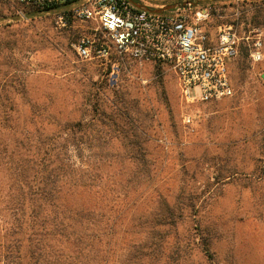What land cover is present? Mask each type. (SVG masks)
<instances>
[{
  "label": "rangeland",
  "instance_id": "1",
  "mask_svg": "<svg viewBox=\"0 0 264 264\" xmlns=\"http://www.w3.org/2000/svg\"><path fill=\"white\" fill-rule=\"evenodd\" d=\"M134 1L161 9L183 0ZM203 1L200 6L208 4L221 15L239 9L245 24L254 25L256 19L264 52V0ZM8 6L18 7V20ZM19 7L16 0H0V83L10 85L7 98L14 105L15 125L22 129L29 122L30 131L47 132L55 129V120L85 118L100 134L91 147H123L121 141L109 140V124L96 122L100 116L91 104L97 89L107 102L126 100L130 110L121 121L123 131L129 139L132 132L141 135L152 177L128 220L149 213L159 198L172 203L181 190L182 196L191 192L199 197L197 213L216 235L212 264H264V61L253 64L239 55L230 64L232 96L187 104L170 72L81 61L70 49L81 31L78 24L61 25L60 10L26 16ZM22 85L25 94L16 90ZM108 107L106 103L107 112ZM5 169L6 164L0 166V195L7 196ZM1 219L4 228L7 219ZM190 227L186 221L180 233ZM117 241L119 255L125 243L122 237Z\"/></svg>",
  "mask_w": 264,
  "mask_h": 264
},
{
  "label": "trees",
  "instance_id": "2",
  "mask_svg": "<svg viewBox=\"0 0 264 264\" xmlns=\"http://www.w3.org/2000/svg\"><path fill=\"white\" fill-rule=\"evenodd\" d=\"M21 6L26 16L59 10ZM7 10L18 20V7ZM240 57L247 58L245 48ZM9 86L0 83V166L10 178V192L0 195V264H212L216 235L197 213V195L181 190L174 202L159 198L149 213L128 220L152 177L141 135L129 139L123 131L126 100L107 102L97 89L96 122L109 124V140L123 147H91L100 134L85 118L55 120L47 132L15 125ZM16 90L26 93L24 85ZM186 221L191 227L180 233ZM119 237L125 244L118 255Z\"/></svg>",
  "mask_w": 264,
  "mask_h": 264
},
{
  "label": "built area",
  "instance_id": "3",
  "mask_svg": "<svg viewBox=\"0 0 264 264\" xmlns=\"http://www.w3.org/2000/svg\"><path fill=\"white\" fill-rule=\"evenodd\" d=\"M16 1L59 8L61 25L68 22L67 16L78 24L81 31L70 49L81 61L99 62L111 69L131 65L141 72L146 66L170 72L187 104L232 96L230 64L242 48L251 63L264 61L261 27L242 22L239 9L221 15L208 4L200 6L203 0H183L162 14L139 10L128 0Z\"/></svg>",
  "mask_w": 264,
  "mask_h": 264
},
{
  "label": "water",
  "instance_id": "4",
  "mask_svg": "<svg viewBox=\"0 0 264 264\" xmlns=\"http://www.w3.org/2000/svg\"><path fill=\"white\" fill-rule=\"evenodd\" d=\"M128 1H130L137 9L143 10V11H147L149 13H154V14H162L164 12L170 11L173 8H175L176 5H177V3H174L172 5L165 6V7L161 8V9H150V8H148V7L142 5L141 3H138V2H136L134 0H128ZM210 1L216 2V1H220V0H210Z\"/></svg>",
  "mask_w": 264,
  "mask_h": 264
}]
</instances>
